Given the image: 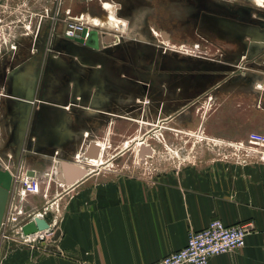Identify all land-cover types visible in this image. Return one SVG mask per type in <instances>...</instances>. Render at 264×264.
I'll return each mask as SVG.
<instances>
[{"label":"crops","instance_id":"1","mask_svg":"<svg viewBox=\"0 0 264 264\" xmlns=\"http://www.w3.org/2000/svg\"><path fill=\"white\" fill-rule=\"evenodd\" d=\"M131 29L128 35L145 41L141 20ZM246 36L256 38L254 42L258 46H248L251 57L238 64L251 58L248 68L264 71V32L257 31L249 36L239 30L212 32L214 38L227 39L216 43L231 51L241 50L238 39ZM168 65L165 61L159 64L162 74L174 72L172 81L183 79V87L188 86L191 95L210 91L215 94L216 101L199 116L191 111L178 113L179 107L191 98L179 107H170L176 98L166 103L162 101V108L157 107L155 117L163 120L158 126L159 131L162 130L163 146L176 145L193 153L169 165L163 164L152 174H125L113 170L100 173L98 169L88 171L89 167L66 160L69 135L76 129L68 126V119L75 115L81 119H95L96 107H111L106 110L109 114L115 107L112 100L101 104L95 97V85L89 94L83 97L78 94L77 100L88 104L75 114L70 109V100L61 103L52 94L50 99L43 93L28 94V99H24L29 79L27 83L16 84L24 93L2 102V118L6 117L10 123L5 148L14 152L17 162L29 159L30 167L26 171H34L35 177L48 174L57 177L59 173L63 182L49 183L43 193L26 200L34 209L46 206L43 219L51 227L43 249L15 256V264H149L182 248L189 231L203 229L213 219L225 225L250 223L251 228L243 247L213 256L206 264H264V158L257 154L243 163L230 156L229 147H210L204 141L187 137L202 134L223 143L240 142L264 154V145L249 138L251 133L264 134V93L258 98L252 90L256 82L253 74L242 76L236 71L240 65L191 62L187 68L180 66L181 69H176L177 64L172 68ZM86 66L91 67L82 64L83 69ZM200 78L204 80L203 85ZM85 84L83 79L84 88ZM25 111L28 122L21 128L18 116ZM86 129L93 135L97 133L95 127ZM89 141L102 144L94 137L86 138L83 140L86 147ZM63 162L85 172L67 185ZM49 168L53 175L47 172Z\"/></svg>","mask_w":264,"mask_h":264},{"label":"rangeland","instance_id":"2","mask_svg":"<svg viewBox=\"0 0 264 264\" xmlns=\"http://www.w3.org/2000/svg\"><path fill=\"white\" fill-rule=\"evenodd\" d=\"M67 18L97 29L99 49L68 39L63 33ZM138 20L143 23L145 41L128 35ZM214 30L245 31L248 36L264 32V0L260 5L246 0H0V159L7 166L6 170L17 176L21 168L30 167L29 159L17 162L14 152L5 148L10 123L6 117L2 118V102L24 93L16 84L28 79L27 98L24 99H28V94L43 93L61 103L70 100V109L75 114L88 104L77 100L78 94L80 97L89 94L95 85V97L101 104L112 100L115 106L111 114L107 112L111 107H96L95 119H81L76 115L68 119V126L76 127L69 135L68 161L85 165L90 171L98 169L100 173L113 170L140 175L155 173L163 164L190 157L193 153L190 149L163 146L162 130L158 127L163 120L155 117L157 107L161 109L162 101L166 103L174 98L177 101L170 107H179L191 98L179 107L178 113L191 111L199 116L213 107L216 96L204 90L199 95H191L188 86L183 87V79L173 82L174 72L162 74L159 64L165 61L169 68L177 64L176 69L187 68L191 62L240 65L236 71L242 76L253 74L256 82L252 90L258 98L264 93L261 80H264V71L248 68L251 58L238 64L251 57L248 46H258L254 42L257 39L241 37L238 39L241 50L231 51L216 43L227 39L212 37ZM84 63L91 67L83 69ZM83 79L86 80L85 88ZM199 81L204 84L202 78ZM199 81L195 79V83ZM18 117L17 123L22 128L28 122L27 111ZM88 126L96 128V135L86 129ZM93 137L102 142H94L100 153L94 158L98 159L96 161L89 155L84 156L83 140ZM187 137L204 141L210 147L227 144L202 134ZM47 172L53 175L51 169ZM13 180L0 219V264H15V256L37 253L44 244V240L19 242L14 238L17 236L16 221H23L26 216L18 218L19 201ZM37 180L38 193H43L49 183H57L56 177H49V174ZM22 208L28 213L34 207L25 203ZM41 213L46 216L44 210Z\"/></svg>","mask_w":264,"mask_h":264},{"label":"built area","instance_id":"3","mask_svg":"<svg viewBox=\"0 0 264 264\" xmlns=\"http://www.w3.org/2000/svg\"><path fill=\"white\" fill-rule=\"evenodd\" d=\"M69 13V12H68ZM65 27V33L68 36H75L77 32L80 33L82 28L87 27L88 29H93L91 26H88L83 23H76L71 18H67ZM249 138L258 143L259 145H264V134L260 133H251ZM223 146L230 148V156L241 160L245 163L246 160L254 155H260L259 158L263 159L264 154L257 153V151L247 148L240 142L236 143H227ZM87 147H84V152L86 153ZM84 153V155H85ZM88 162V160H86ZM90 162V161H89ZM4 167L5 164L1 163ZM7 167V166H6ZM5 167V169H6ZM14 177H17L16 179ZM15 179V180H13ZM12 180L14 181L15 196L18 197V218H24L23 221H16V231L17 236L14 238L19 242H25L28 240L31 241H43L46 236L49 234L48 231L51 227V224H48V227L44 230H39L35 233L24 235L22 232V227L29 221L34 220L35 218H44V215L41 211H45L46 206H43L40 209H31L30 212L26 213L22 206L25 205L28 196L35 195L40 190V185L35 176H28L26 170L22 168L19 170L18 175H13ZM24 223V224H23ZM23 224V225H21ZM250 223H239L236 225H225L219 219H213L208 222L206 227L203 229L194 231L191 230L188 233L187 241L185 245L168 254L164 257L151 262L149 264H206L209 259L213 256L227 253L236 248H241L245 245V238L248 232L250 231ZM8 234V233H7ZM7 237V236H6Z\"/></svg>","mask_w":264,"mask_h":264},{"label":"water","instance_id":"4","mask_svg":"<svg viewBox=\"0 0 264 264\" xmlns=\"http://www.w3.org/2000/svg\"><path fill=\"white\" fill-rule=\"evenodd\" d=\"M65 27L66 25H63V33H65ZM164 38L167 37L164 31L161 32ZM99 33L97 29H88L87 27L82 28L80 33H78L75 36H68V39L73 40L74 42H77L78 44H84L86 46H89L92 49L98 50L100 47V41H99ZM87 150L85 153V156H90L91 158H97L99 155V148L96 145V143L89 141L86 142ZM142 148V147H141ZM62 168L65 170V177H66V184H72L78 179L84 172L81 168L70 165L68 163L63 162ZM58 171V169H57ZM59 172V171H58ZM26 174L28 176H34V171H26ZM57 181L59 183H63L61 180V174L58 173L56 177ZM11 176L9 172L5 169V167L0 163V219L2 218L4 206L7 201L8 196V190L10 189L11 185ZM48 227V224L46 220L43 218H35L34 220H31L27 222L22 227V232L24 235L35 233L39 230H44Z\"/></svg>","mask_w":264,"mask_h":264},{"label":"bare ground","instance_id":"5","mask_svg":"<svg viewBox=\"0 0 264 264\" xmlns=\"http://www.w3.org/2000/svg\"><path fill=\"white\" fill-rule=\"evenodd\" d=\"M243 1V0H242ZM245 1V0H244ZM247 2H250L252 5H260V2H262V0H246ZM64 35L65 36H67L68 37V35L66 34V33H64ZM85 156V155H84ZM83 157V156H82ZM86 157V156H85ZM89 157V156H88ZM100 158H101V156H100ZM89 159V158H88ZM93 160H94V158H93ZM92 160V161H93ZM96 160H98V159H95L94 161H96ZM102 159H100L99 160V162L101 161ZM62 170V169H61ZM87 170L88 171H90L89 170V168H87ZM8 172H9V174H10V176H11V179L13 178V175H14V173L13 172H11L10 170H7ZM83 172H85V171H83ZM24 224V223H23ZM23 224H21V225H23Z\"/></svg>","mask_w":264,"mask_h":264}]
</instances>
